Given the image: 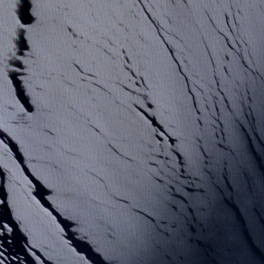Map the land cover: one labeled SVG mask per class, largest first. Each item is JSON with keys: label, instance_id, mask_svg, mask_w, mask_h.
I'll use <instances>...</instances> for the list:
<instances>
[{"label": "water", "instance_id": "1", "mask_svg": "<svg viewBox=\"0 0 264 264\" xmlns=\"http://www.w3.org/2000/svg\"><path fill=\"white\" fill-rule=\"evenodd\" d=\"M0 129V264H264V0H0Z\"/></svg>", "mask_w": 264, "mask_h": 264}, {"label": "snow or ice", "instance_id": "2", "mask_svg": "<svg viewBox=\"0 0 264 264\" xmlns=\"http://www.w3.org/2000/svg\"><path fill=\"white\" fill-rule=\"evenodd\" d=\"M25 46H27V45L25 44ZM0 145H4L5 147H7L9 149V151L16 153L17 161L20 162L21 164H23V157L21 154H19L17 146L11 140V138L7 136V134L2 129H0ZM24 171L32 179L33 183L35 184V186L38 189L44 188V186L40 183V181L36 177L32 176V174L28 171L27 168H25ZM3 175H4L3 170L0 169V177H3ZM2 187H3L2 184H0V190H2ZM37 195H39V192H37Z\"/></svg>", "mask_w": 264, "mask_h": 264}]
</instances>
